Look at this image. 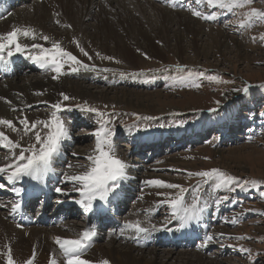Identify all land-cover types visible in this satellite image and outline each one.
I'll return each instance as SVG.
<instances>
[{"label": "rangeland", "instance_id": "rangeland-1", "mask_svg": "<svg viewBox=\"0 0 264 264\" xmlns=\"http://www.w3.org/2000/svg\"><path fill=\"white\" fill-rule=\"evenodd\" d=\"M103 1L98 0L97 3L100 5ZM111 1L115 5L117 0ZM149 2L151 5L146 6V2L139 0L135 3L137 4L135 8L132 7L134 5L127 2V4L121 3L122 6L125 5L124 8H126L127 14L137 23L134 26L136 33L129 26L128 34H123L120 28L115 30L113 28L115 26H111L112 30H108V25H112L111 23L114 20L104 19V17L112 18L114 16L112 15L113 11L109 9V7L114 8V5L111 4L107 8L103 6L106 16L102 19L109 23L106 24V27L104 26L105 22H103L100 27L107 29L106 38L101 39V41L103 40L102 43L100 41L91 42L90 39L82 43V47L86 48L85 50L92 59L89 60L83 56L76 44L73 43L75 49L73 53L77 54L78 59L86 64L95 65L98 71H81L75 77H72L75 74L61 77L62 80L69 79L67 83L81 87L85 86L91 93L94 92L93 97L69 95L74 97L75 100L66 103L75 105L76 103L87 102L89 106L98 108L101 111L114 112L115 136L122 137H140L142 134L149 132H162L177 128L191 131L199 128L204 123L209 127L225 123L224 129L228 130L230 122L234 118L243 120L245 124L237 128L241 129L242 134L231 136V142H225L221 146H219V139L223 135L208 134V137L204 139V143L200 146L190 147L179 143L175 148H164L163 151L166 153L159 155L151 163L141 164L134 158L133 165L141 166L142 171H139L141 168L136 169L137 172L128 168V173H133V176H136L139 180H134L135 183H132V186L135 188L141 186V188L138 196L132 201V207L135 206L134 210L130 209L124 217V220L128 222H141L143 218L140 214L143 211L146 209L152 210L153 207L159 206L158 202L163 197L158 196L157 192L175 193V190L146 187L143 184L145 180L160 179L183 185L186 188H192L200 184V179L188 177V172L216 168L241 181L257 180L261 182V189H264V87H261V85H264V42L259 39L261 35H264V22H257L251 28L239 29L236 26L238 16L232 13L224 12L215 21H205L194 17L191 11L188 10L189 8H198L205 13L216 11L208 9L203 4H197L196 0H192L187 9L175 11L161 5L160 0H150ZM252 7L264 10V0H255ZM21 9L14 10L17 13ZM114 10L118 11L116 8ZM93 11L92 14L95 13ZM176 13L186 16L185 21L187 22V30L190 31L189 34L185 27L180 25L181 21L175 17ZM28 14L30 16V12ZM160 15H163L162 19L159 17ZM85 23L89 25L87 26V32L94 31L93 33H95L94 27L90 26H95L98 22H95V19L90 21L84 19ZM53 25L55 26L56 23H53ZM51 27L56 30L61 29V25L57 28ZM56 32L61 33L60 31ZM253 37L256 39L253 40ZM117 42H119L120 47ZM138 49L139 51H137ZM96 53L114 57V60H101ZM144 54L150 59H145ZM115 60H119L120 63H115ZM176 65L183 66L184 72H177ZM103 69H109V71H103ZM26 71L23 70L25 76H39V73H28ZM189 71L193 73L190 80H197L196 74L204 72L206 76L217 75L224 81H230V83H216L207 79H199L197 82L201 84L200 88L185 87L179 83V80L181 76H187ZM121 72L125 73L124 77H121ZM94 73L98 74L97 76L101 80L92 81L97 77ZM89 74L91 76L95 75L92 80L82 79L83 75L87 76ZM132 74L136 75L133 76ZM245 85L251 86L247 94L233 91V89H241ZM217 101H219V104L216 103ZM39 106H42V108L38 107L31 111L33 119L41 118L39 116L42 113L47 118L51 110L47 105L42 104ZM210 109H216V111H210ZM73 110L83 114L86 121L91 124V128L76 134L80 141L71 152L77 153L78 157H73L70 152V162L65 164L63 171H68L66 167L68 164H85L86 161L83 157L92 150L94 145L91 132L96 127L95 115L82 113L75 108ZM136 116H150L155 119L150 121L137 120ZM161 124L165 126L159 127L158 125ZM129 128L132 129L131 132L128 130ZM137 128H139L138 131ZM235 137L238 139H234ZM23 142L27 144L30 140L25 137ZM116 152L121 159L132 165L130 164L132 158L128 157L132 153L125 141L119 145V148H116ZM68 187L71 188V184L67 183L65 189H69ZM141 189H143V192ZM261 189L248 186L241 191L239 187H236L235 191L229 192L225 189H215L213 182L201 186V204L207 203L206 210L213 211V213L217 212L219 215L216 218L223 222V224L215 225L214 230H226L224 236L212 235L214 239L213 242H210L209 251L206 250L204 254L202 253L207 261H219L218 263H220L223 260L227 264H264V196L261 195ZM244 193H246L247 199H244ZM141 195H143V199H140ZM191 195L189 193L186 199L190 201ZM222 196H228V200L217 208L214 201ZM160 210L161 213H165L162 214L163 217L168 216L169 210L165 206H161ZM233 218L238 220L235 225L230 222ZM167 222L168 217L166 220L163 218V220L153 224L160 228L170 224ZM141 224L147 225L145 222H141ZM75 227L77 226L75 225ZM41 231L46 232L47 229L41 228ZM1 236L3 235L0 234V252L5 251V245L10 244L17 264H25L24 262L32 256L34 249H37L34 264H49L50 254L47 253L50 250L46 251L47 256L42 253L44 249L42 242H38L36 247L33 245L35 242L30 241V244L25 236L17 237L21 240L15 242L12 239L14 237L3 242L4 236ZM70 236L74 237V235ZM236 237L246 238L238 240L235 239ZM106 243L101 242L99 245H105ZM229 245L234 247H229ZM240 247L251 249V258L248 254H241L238 251ZM150 249L156 248L146 250ZM171 250L175 252L197 251L195 248L183 249L184 251L180 249ZM215 251L220 253H214ZM25 254H28L26 258L21 259V256ZM39 256L40 260L37 261ZM56 258L59 260L57 254ZM4 259L3 256H0V264H4ZM194 261L197 260L194 259ZM59 264L63 263L59 262ZM223 264L225 263L223 262Z\"/></svg>", "mask_w": 264, "mask_h": 264}, {"label": "snow or ice", "instance_id": "snow-or-ice-1", "mask_svg": "<svg viewBox=\"0 0 264 264\" xmlns=\"http://www.w3.org/2000/svg\"><path fill=\"white\" fill-rule=\"evenodd\" d=\"M177 2L178 0H162V3L172 8L177 7ZM254 2L255 0H196L197 4H203L208 9L216 11L205 13L198 8H189L188 10L191 11L194 17L205 21H215L224 12L232 13L238 16L236 26L239 29H245L253 27L257 22H264V10L252 7ZM244 9L247 10L241 11ZM65 27L71 26L65 25ZM22 38L31 39L32 41L40 39L45 43H48L51 39L47 35L37 34L31 27H12L7 33L0 34V67L6 68L10 64L12 57L20 55L30 60L44 73L51 74L53 81H59L61 77L66 75L79 74L81 71H98L95 65L82 62L76 55L66 50L59 41H51L50 46L45 47L35 42L31 45L24 44L21 42ZM255 39L253 37V40ZM259 39L261 42H264V35H261ZM73 43L76 44V47L83 56L89 60L92 59L89 53L80 45L79 41L73 40ZM96 55L101 60H114V57L111 56H103L100 53H96ZM144 55L145 59H150L146 54ZM114 62L120 63L119 60H115ZM175 68L179 73H183L185 70L181 65H176ZM103 71H109V69H103ZM120 75L124 77L125 73L121 72ZM132 75L135 76L136 74ZM192 75L193 73L189 71L187 76L180 77L179 83L185 87L193 88L201 87V84L197 82L199 79H207L216 83H230V81H224L217 75L206 76L204 72L196 74L197 80H190ZM250 87V85H245L243 88L233 89V91L247 94ZM261 87H264V85H261ZM45 92L46 90L37 91L34 95L42 96ZM59 97L60 99L54 103L42 102L51 110L46 119L37 118L30 121L27 115L24 114V109H17L15 107H12L11 110L22 113L16 122L0 118V126L11 132L20 134V138L14 140L4 130H0V149H4L8 153L5 157L8 162L0 166V176H5L8 184L13 186L23 182L25 179L33 181L37 185H44L47 178L57 172L55 164L57 158L62 155L63 143L71 139L67 122L61 117L60 113L72 111L74 108L82 113H92L96 117V127L91 132V136L94 138V145L92 150L83 157L86 163L78 165L68 164L67 168L69 170L73 168L79 170L63 171L60 173L62 182L71 184L70 190L60 186L54 188V191L61 196H69L71 193H76L78 198L74 199V203L83 209L85 214H88L93 212L94 207L97 206V202H100L101 205H106L110 202V199L118 198V189L128 179L129 165L117 155L113 143V137L116 134L115 121L113 119L115 116L114 112L101 111L98 108L89 106L87 102L76 103L75 105L68 104L66 102L75 100V98L64 92H60ZM0 99L4 98L0 97ZM5 103L11 104L6 99ZM216 103L219 104V101ZM210 111H216V109H210ZM136 119L150 121L155 118L136 116ZM158 126L164 127L165 125L161 124ZM128 130L132 131L131 128ZM136 130L138 131L139 128ZM25 137H28L30 140L27 144L21 142ZM72 155L78 157V154L75 152ZM187 175L188 177L199 178L200 184L192 188H186L183 185L169 183L160 179H150L143 182L146 187L175 190L174 194L161 192H157L156 194L163 197L158 204L165 206L169 210L168 222L176 221L178 225L177 230H183L189 227L191 223L201 220L202 214L207 208V203L201 204L200 195L201 186L205 183L213 182L215 189H225L229 192L235 191L236 187H239L241 191L245 190L248 186L261 189V182L257 180L241 181L216 168L206 171L188 172ZM3 187L4 185L0 184V188ZM12 191L18 198H22L24 195L23 188L13 187ZM141 191L143 192V189ZM189 193L192 194L190 201L186 199ZM261 195L264 196V189H261ZM140 199H143V195H141ZM227 200L228 196H222L215 199L214 203L219 208ZM61 202L57 200V203ZM21 206V200H16L11 205V213L13 215L16 214ZM3 207H6V205L0 204V208ZM99 210L102 211L103 209L100 208ZM230 222L235 225L238 223V220L233 218ZM17 227H21V225H17ZM125 229L130 230L133 234L129 238L136 240H139L141 237L146 240L153 232L172 231L167 225L160 228H157L154 224L150 227H144L140 221L126 222L120 231L121 236H124ZM95 236V228L90 227L81 231L76 238L54 237V244L57 246L59 256L63 258L64 264H93L92 261L85 259L84 256L92 246ZM221 236H223V233H221ZM245 238L236 237L235 239ZM213 239L212 235H206L200 247H206L210 242H213ZM230 239L232 238L230 237ZM229 247L234 246L229 245ZM238 251L241 254H248L249 258H251V249L240 247ZM0 256L5 258L4 264H17L10 244L5 245V251L0 252ZM35 259L36 253L34 249L32 256L25 261V264H34ZM49 264H59L55 253L50 255ZM99 264H110V261L103 259L99 261Z\"/></svg>", "mask_w": 264, "mask_h": 264}, {"label": "bare ground", "instance_id": "bare-ground-1", "mask_svg": "<svg viewBox=\"0 0 264 264\" xmlns=\"http://www.w3.org/2000/svg\"><path fill=\"white\" fill-rule=\"evenodd\" d=\"M138 1L139 0H117L115 5L113 4V1L111 0L110 1L104 0L100 5L99 3H97L98 0H41L39 3H35L34 1H29L28 2L29 4L27 3V5H25L19 12L16 13L14 10V12L8 18L0 22V34L7 33L14 26L15 27H31L37 32V34H43V35L49 36L51 38L50 41L48 43H45L43 40H40V39L36 41H32L31 39L22 38L21 40L22 43L31 45L32 43L35 42V43H40L44 45L45 47H48L50 46L51 41H59L66 50L73 53V51H75V49L73 48V40L79 41L81 43L80 45L82 46V43L85 40L89 41L90 39L91 42L100 41L102 43L103 40L101 41V39L106 38L107 29L102 26L100 27V24L103 22H105L104 26L106 27H107L106 24L109 23L108 21H105L102 19L104 16H106L103 10V6H106L107 8L111 6V4H113L114 8L118 10L116 11L114 10L113 7H112L113 9L109 7V9L113 11L112 15L114 16L113 17L111 16L112 18L104 17V19H113L114 21H112L111 23L112 25H108L107 27L108 30H112L111 26H115L113 27L115 28V30L116 28H120L123 34H128V28L129 26H131L133 32H135L134 26L136 22L134 21L133 18L131 19L129 14H127L126 8H124L125 5L122 6L121 3L123 4L127 2L130 5H134L132 7L135 8V6H137V4L135 3H137ZM141 1L146 2L147 3L146 6L151 5V3L149 2L150 0H141ZM102 4H105V5H102ZM92 8L95 11L94 14H92V11H93ZM29 12H30V16L28 14ZM129 13L131 14V12ZM162 16L163 15H160L159 17H161L162 19ZM175 17H177L178 20L181 21L180 25L185 27V30L187 31V33L188 32L190 33V31H188L186 27L187 26V22L185 21L186 16L185 15L181 16L179 13L178 14L176 13ZM100 18L102 21L100 20ZM84 19L85 20L87 19V21H90L91 19L92 20L95 19V22L96 21L98 22L97 25L90 26V27H94L95 33H93L94 31L91 33L87 32V26L89 25L86 23L84 24ZM61 20H64V21H61ZM57 21H59V23H57ZM53 23H56V25L54 26ZM60 25H61L60 30H56L55 28L51 27L53 26L57 28V26L60 27ZM65 25H70L71 27H65ZM56 31L58 32L60 31L61 33H57ZM117 43H118V46L120 47L119 42ZM73 54L77 55L76 53H73ZM25 75L26 74L22 71L21 74H16L14 77L10 79L0 80V97L4 98V99H0V118L10 119L16 122L17 118L20 117L22 113L19 111L14 112L11 110L12 107H15L17 109H24V114L27 115L30 121L35 120L33 119L34 117L32 116L31 111L38 107L42 108V106H39V105L44 104L42 103L43 101H47L49 104L56 102L58 99H60L59 97L60 92H64L67 95H73L76 97H80V96L89 97V98L93 97L94 92L91 93L89 90H87V88H85V86L81 87L79 85L67 83L69 79H65V80L60 79L59 81H53L51 79V74H45V75L39 74V76L37 77H30V76H25ZM45 90L46 92L42 96L34 95V93L37 91H45ZM5 99L10 101L11 104L5 103ZM39 117H41L39 119H46V115L43 113ZM0 130H4L14 140L20 138V134L11 132L8 129H4L2 126H0ZM23 143H26V142H23ZM70 152H69V155H71V153H73L74 151L71 153ZM6 156L7 154H0V166H3L8 162L5 159ZM129 168H130V165H129ZM131 168L136 170L142 167L132 165ZM67 170L77 171L76 168L71 169V170L67 168ZM134 180H138L136 176L128 175V179L125 182H123V184L125 187L127 184L132 185V183H135ZM64 184H67V183H64ZM70 189L71 188H69V190ZM1 209L2 208H0V234L4 236V239L2 240L3 242H6L9 238L11 239L12 237H14L12 238L13 242L19 241L21 239L17 237H21V236H25V238L27 239V242L29 240V243L30 241L35 242L33 243V245H35L36 247L38 245V242H42L44 245L43 247L44 249L42 253H45L46 256L47 254L51 255L53 253H56L59 259L58 262H61L64 264L62 257L59 256V252H57L54 244H52L54 241V237L60 236L63 238H73L70 235L77 236L81 232V229L75 227V225L73 226V224L71 223L62 224L55 229L46 228L47 229L46 232L41 231V228L23 229L22 227H17L16 225L11 224L10 222L3 221V218L6 216V212L1 211ZM20 230H23V231H20ZM213 230L214 228H211L208 235L214 234V236L221 237V233H223V236H224L225 231H226V230L224 231L223 229H220V230L218 229L219 231L214 230L213 232ZM9 232L13 234H10ZM219 247L221 248V246ZM169 249L168 248L164 250L135 249L131 246L123 245L120 242L110 240L105 245L104 244L95 245L84 256V258L89 261H92L93 264H99V261L103 259H107L108 261H110V264H216V263L223 264V262L227 264L223 260H221L220 263H218L219 261L218 262L210 261V260L207 261L206 258H204L203 256L204 253L202 252L201 249H198L196 251L197 253L196 252H180V251L175 252L171 250L173 248H169ZM48 250H50V252L46 254V251ZM180 250L184 251L183 249H180ZM220 252L215 251L214 253H220ZM27 255L28 254H25L22 256L20 255L21 259L26 258ZM40 256L37 259V261L40 260ZM14 259H15V256H14ZM194 259H196L197 261H194Z\"/></svg>", "mask_w": 264, "mask_h": 264}]
</instances>
